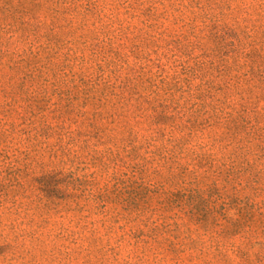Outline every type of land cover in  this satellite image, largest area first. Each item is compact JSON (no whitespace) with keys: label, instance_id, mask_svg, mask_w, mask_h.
<instances>
[{"label":"trees","instance_id":"trees-1","mask_svg":"<svg viewBox=\"0 0 264 264\" xmlns=\"http://www.w3.org/2000/svg\"><path fill=\"white\" fill-rule=\"evenodd\" d=\"M0 213V264H264V0H0Z\"/></svg>","mask_w":264,"mask_h":264},{"label":"rangeland","instance_id":"rangeland-1","mask_svg":"<svg viewBox=\"0 0 264 264\" xmlns=\"http://www.w3.org/2000/svg\"><path fill=\"white\" fill-rule=\"evenodd\" d=\"M20 159H25L24 149H21ZM25 181V174H22ZM6 217L0 213V262L8 257L7 238L9 231L7 229Z\"/></svg>","mask_w":264,"mask_h":264}]
</instances>
